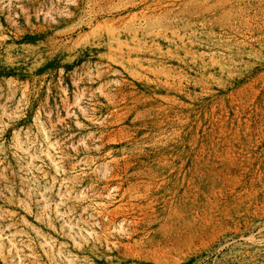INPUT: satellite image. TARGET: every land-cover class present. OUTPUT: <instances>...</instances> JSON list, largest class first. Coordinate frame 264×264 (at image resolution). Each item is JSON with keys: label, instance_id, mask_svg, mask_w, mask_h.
Listing matches in <instances>:
<instances>
[{"label": "rangeland", "instance_id": "obj_1", "mask_svg": "<svg viewBox=\"0 0 264 264\" xmlns=\"http://www.w3.org/2000/svg\"><path fill=\"white\" fill-rule=\"evenodd\" d=\"M0 264H264V0H0Z\"/></svg>", "mask_w": 264, "mask_h": 264}]
</instances>
